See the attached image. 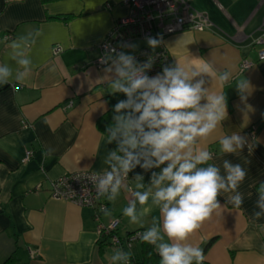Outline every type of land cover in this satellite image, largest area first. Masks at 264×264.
Wrapping results in <instances>:
<instances>
[{
	"label": "crops",
	"instance_id": "0c3cea01",
	"mask_svg": "<svg viewBox=\"0 0 264 264\" xmlns=\"http://www.w3.org/2000/svg\"><path fill=\"white\" fill-rule=\"evenodd\" d=\"M123 1L0 0V68L11 71L10 83L0 84V264L10 257L13 264H128L114 259L123 253H130L135 264L144 244L127 247L125 237L152 227L153 217L162 229V215L151 196L145 205L137 202V223L123 215L135 199V174L144 176L147 188L151 171L159 169L144 172L137 167L130 172L125 184L131 190L122 188L115 200L107 199L110 215L104 213L98 221L92 209L52 199L48 191L49 182L65 173L103 171L104 157L115 149L96 126L108 111L106 96L112 89L110 74L94 62L114 22L127 14ZM193 7L205 13L213 27L166 38L173 64L190 59L193 65L210 63L217 73H232L224 83L205 77L207 87L225 94L227 116L197 149L213 153L208 163L219 166L222 175L224 160L239 163L247 175L237 189L243 195L242 206L228 203L234 192H221V208L190 242L203 250L202 264H264V216H253L260 211L256 202L264 181V63L258 62L264 45L256 44L262 36L264 0H194ZM6 35L11 39L5 41ZM13 43L18 47L12 48ZM56 48L60 51L54 54ZM24 58L31 61V71L17 80L27 74L18 63ZM242 61L253 65L240 72ZM244 79L250 84L246 100L236 88ZM233 133L246 136L252 149L222 153L220 138ZM28 150L32 157L23 163ZM113 220L118 221V246L99 239L96 232L98 223ZM165 241L171 243L166 236ZM148 248L158 255L155 246Z\"/></svg>",
	"mask_w": 264,
	"mask_h": 264
},
{
	"label": "clouds",
	"instance_id": "9594fccd",
	"mask_svg": "<svg viewBox=\"0 0 264 264\" xmlns=\"http://www.w3.org/2000/svg\"><path fill=\"white\" fill-rule=\"evenodd\" d=\"M145 40L152 49L163 43L162 37L146 36ZM11 47L15 49L18 45L13 43ZM121 47L135 49L136 45L125 43ZM100 62L110 74L111 93H122L126 99L114 105L113 123L106 127L107 144H116L104 157L107 167L92 172L87 179L97 196L113 201L122 188L131 190L125 181L137 167L144 172L159 169L151 171L147 188L144 176L135 174L137 190L132 191L135 199L123 209V215L131 223H137V202L145 205L151 196L152 204L160 209L162 229L153 217V226L140 235L141 241L155 246L160 264H202L203 250L192 244L190 237L221 208L218 200L221 192L235 193L228 199L235 208L243 204V195L237 189L247 175L245 169L239 163L224 160L222 175L219 166L208 163L213 153L197 149L198 143L208 139L227 116L225 94L207 87L205 77L224 83L232 73L228 70L217 73L210 63L196 66L186 59L183 63L177 60L166 65L150 76L154 63L151 57L139 62L134 55L111 46H106ZM18 63L27 74L16 79L23 80L31 71V61L24 58ZM10 79V69L0 68V84H9ZM236 88L241 99L246 100L249 81H239ZM219 143L221 152L227 154L245 147L251 150L253 146L239 133L223 136ZM258 196L256 206L260 211L253 213L257 220L264 216V181L260 182ZM102 211L110 215L109 211ZM165 236L171 243L165 241ZM119 258L130 264L131 254L114 257Z\"/></svg>",
	"mask_w": 264,
	"mask_h": 264
},
{
	"label": "built area",
	"instance_id": "2783aa9c",
	"mask_svg": "<svg viewBox=\"0 0 264 264\" xmlns=\"http://www.w3.org/2000/svg\"><path fill=\"white\" fill-rule=\"evenodd\" d=\"M194 0H124L123 5L127 8V14L118 18L103 41L98 46V57L94 62L95 67L104 68L101 57L106 53V46H111L117 51H125L134 55L139 62L146 61L149 57L154 61L153 68L148 73L156 75L162 71L166 65H172L171 57L164 46L166 38L183 32H203L213 27L208 16L205 13L197 11L193 7ZM110 8L109 4L105 5ZM259 31L262 36L256 41V44L264 45V20L260 25ZM146 36L162 37L163 43L152 49L148 47L145 40ZM11 39L10 35L4 36V40ZM131 43L139 45L135 49L122 48L121 45ZM144 44V45H142ZM147 44V45H146ZM60 51L54 49V54ZM258 62L264 63V49L258 52ZM253 64L242 61L239 71L243 72L252 67ZM13 88V87H12ZM15 89V87L13 88ZM69 102V106H71ZM249 136L254 137V129L251 127ZM32 151H25L23 163L32 157ZM90 171H79L65 173L55 180L49 182L50 198L60 201H66L76 204L80 207H88L93 210V217L98 221L108 210V200L106 196H97L96 189L86 176L91 175ZM128 179L125 183H128ZM118 221L113 220L107 225L98 223L97 235L99 239L108 240L111 245H120V238L117 235ZM145 230H139L129 233L125 237L127 247L133 243L141 241L140 235ZM129 264V262H127ZM130 264H134L130 261Z\"/></svg>",
	"mask_w": 264,
	"mask_h": 264
},
{
	"label": "trees",
	"instance_id": "16d2710c",
	"mask_svg": "<svg viewBox=\"0 0 264 264\" xmlns=\"http://www.w3.org/2000/svg\"><path fill=\"white\" fill-rule=\"evenodd\" d=\"M126 99V96H124L122 93H116V94H108L106 96V100L108 103V111L101 116L98 121H97V129L100 131V133H102L104 136L107 137L106 134V127L108 125H110L111 123H113L112 121V116H113V107L114 105L119 101V100H124ZM114 148H116V144L113 142L112 143ZM213 242L210 241L208 242L205 247L204 250H206L211 243ZM144 246H143V255L142 258L138 261H134L135 264H158L157 260H158V255L155 253V251L153 249L150 250L149 244L143 242ZM2 264H13V259L10 257L8 258L4 263Z\"/></svg>",
	"mask_w": 264,
	"mask_h": 264
},
{
	"label": "rangeland",
	"instance_id": "374dc122",
	"mask_svg": "<svg viewBox=\"0 0 264 264\" xmlns=\"http://www.w3.org/2000/svg\"><path fill=\"white\" fill-rule=\"evenodd\" d=\"M136 45L138 46V45H139V43H137ZM142 45H144V44H142ZM146 45H147V44H146ZM144 46H145V45H144ZM147 46H148V45H147ZM148 47H149V46H148Z\"/></svg>",
	"mask_w": 264,
	"mask_h": 264
}]
</instances>
